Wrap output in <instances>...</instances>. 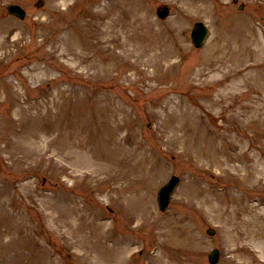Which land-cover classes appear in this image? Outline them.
Segmentation results:
<instances>
[{"label":"rangeland","instance_id":"rangeland-1","mask_svg":"<svg viewBox=\"0 0 264 264\" xmlns=\"http://www.w3.org/2000/svg\"><path fill=\"white\" fill-rule=\"evenodd\" d=\"M37 1L0 0V264H210L214 247L219 264L250 258L208 199L264 207L259 174L246 176L264 171V0H239L242 11L233 0ZM115 2L136 7L149 43L173 50L161 71L112 56L96 30L109 19L96 14ZM197 21L211 29L201 50ZM194 133L209 150L192 147ZM107 150L117 160L91 158ZM174 174L182 182L161 213L157 191ZM130 195L144 196L146 222L132 217Z\"/></svg>","mask_w":264,"mask_h":264},{"label":"bare ground","instance_id":"bare-ground-1","mask_svg":"<svg viewBox=\"0 0 264 264\" xmlns=\"http://www.w3.org/2000/svg\"><path fill=\"white\" fill-rule=\"evenodd\" d=\"M125 3L131 4V1L123 0L122 5H125ZM125 8V6L123 7L121 4L115 2L106 11L102 13L98 11L97 13L99 14H96V16L101 17L102 19H109V22H106L104 27L100 29L97 28V33L108 36L106 38L115 45L111 50L112 56L118 55L130 59V61H135L136 65L140 67V70L146 74H148L147 71L151 66H156L155 69L157 72L161 71L162 67L159 66L164 65L166 63L165 61L175 56L173 50L167 46V42L156 45L149 43L144 36L146 34L140 33L144 30V27L139 26V18L137 17V14H135L136 10H134L136 7L132 6L130 12ZM130 15H133L131 20H129ZM157 72H151L149 78L156 77ZM191 145L197 152L209 150L207 144L204 143V140L201 137L196 138L195 133L191 137ZM91 147L96 150L94 144ZM116 152L117 150H107L106 156L103 158L100 157L98 153H95L94 155L99 156L96 158L97 161L104 160L110 163L117 160L118 154H116ZM223 161H216L215 165L221 168L224 166ZM243 167L247 169L248 166L243 164ZM254 173L259 174L257 182L264 184V182L261 181L262 176H264V171H259L253 168L247 172L246 176L252 178L254 177ZM194 194L195 193L193 192L192 196H194ZM212 195L213 198H209L208 200L217 199L219 202L222 213L225 216L226 234L228 236L230 234L233 235L236 243L240 242V245L236 244L237 248L235 249V253L240 251L252 252L249 254L250 258L240 257L238 259L236 254V257L239 260L237 264H264V207H261L258 204L249 203L248 201L244 202L243 198L239 196H231V200L227 201L225 197L219 194L213 192ZM195 196L198 195L196 194ZM127 200L130 205L131 213H140V217H142L144 221L150 216L143 195H131ZM229 204H233L234 206L232 213L228 209ZM258 208L261 210H258ZM171 233L175 235L172 238L173 242L178 244L180 242L177 236L179 231L172 230ZM161 235H165L164 232H161ZM253 245L259 250L253 251L251 249Z\"/></svg>","mask_w":264,"mask_h":264},{"label":"water","instance_id":"water-1","mask_svg":"<svg viewBox=\"0 0 264 264\" xmlns=\"http://www.w3.org/2000/svg\"><path fill=\"white\" fill-rule=\"evenodd\" d=\"M10 9H11L12 12L17 13V14L20 15L21 17L24 16L23 12H22L18 7L13 6V7H11ZM159 12H160V14H161L162 16H164V14H165V10L160 9ZM203 29H204V28H203L202 26L199 27V31L203 32ZM204 33H205V30H204ZM176 182H177V179H174V180L170 183L169 187H167V188L165 189V191H164V197H165V199L163 200L164 202H166V201L168 202V199H169V193H170V191H171V188L175 185ZM169 190H170V191H169ZM167 197H168V198H167ZM210 260H211L212 263H216V262L218 261V251H217V250H215V251L210 255Z\"/></svg>","mask_w":264,"mask_h":264}]
</instances>
